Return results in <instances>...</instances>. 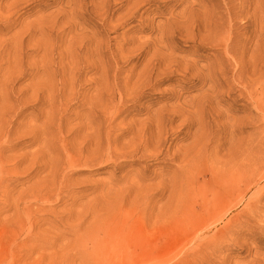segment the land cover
Masks as SVG:
<instances>
[{
	"label": "rangeland",
	"instance_id": "374dc122",
	"mask_svg": "<svg viewBox=\"0 0 264 264\" xmlns=\"http://www.w3.org/2000/svg\"><path fill=\"white\" fill-rule=\"evenodd\" d=\"M0 124V264H264V0H0Z\"/></svg>",
	"mask_w": 264,
	"mask_h": 264
},
{
	"label": "bare ground",
	"instance_id": "6f19581e",
	"mask_svg": "<svg viewBox=\"0 0 264 264\" xmlns=\"http://www.w3.org/2000/svg\"><path fill=\"white\" fill-rule=\"evenodd\" d=\"M70 101H71V100H70ZM101 107H102V106H101ZM101 112H102V111H101ZM105 113H106V112H105ZM4 120H5V119H4ZM60 122H61V121H60ZM3 123H5V121H4ZM46 124H47V123H46ZM0 125H2V124H0ZM47 127H48V126H47ZM5 128H7V127H5ZM5 128L3 127V128H0V129H3V132H4V129H5ZM55 128H56V127H55ZM44 129H45V128H44ZM5 131H6V130H5ZM0 132H1V131H0ZM69 133H70V132H69ZM2 134H3V133H2ZM4 134H5V132H4ZM6 134H8V132H7ZM4 136H5V135H4ZM2 138H4V137H2ZM2 138H1V142H2ZM55 138H56V137H55ZM16 139H17V138H16ZM54 140H55V139H54ZM1 142H0V143H1ZM5 142H6V141H5ZM4 144H5V143H4ZM0 145H2V143H1ZM5 146H6V145H5ZM1 147H3V145H2ZM6 147H7V146H6ZM44 147H45V146H44ZM46 149H47V148H46ZM80 150H81V149H80ZM45 151H46V150H45ZM47 151H50V150L48 149ZM66 151H67V150H66ZM2 152H3V150H2ZM0 153H1V152H0ZM95 153H96V152H95ZM99 153H100V152H99ZM2 154H3V153H2ZM47 154H48V153H47ZM66 154H67V152H66ZM71 154H72V153H71ZM101 154H102V153H101ZM103 154H104V153H103ZM114 154H115V153H114ZM37 155H38V154H37ZM73 155H74V154H73ZM73 155H72V156H73ZM89 155H90V154H89ZM99 155H100V154H99ZM108 155H109V154H108ZM31 156H32V155H31ZM33 156H34V155H33ZM43 156H44V155H43ZM51 156H52V154H51ZM87 156H88V155H87ZM87 156H86V159H87ZM0 157H2V156H0ZM53 157H54V156H53ZM67 157H69L68 154H67ZM67 157H66V159H67ZM92 157H93V156H92ZM246 157H248V156H246ZM256 157H257V156H256ZM3 158H4V157H3ZM37 158H39V156H38ZM47 158H48V157H47ZM54 158H55V157H54ZM96 158H98V157H96ZM96 158H95V159H96ZM108 158H109V157H108ZM31 159H32V158H31ZM63 159H64V158H63ZM75 159H76V158H75ZM213 159H214V158H213ZM257 159H258V158H257ZM0 160H1V159H0ZM4 160H5V159H2L3 162H4ZM32 160H33V159H32ZM55 160H56V159H55ZM73 160H74V159H73ZM93 160H94V159H93ZM6 161H8V160H6ZM6 161L4 162L5 164H7ZM60 161H61V159H60ZM91 161H92V160H91ZM31 162H34V161H31ZM47 162H48V161H47ZM68 162H69V159H68ZM68 162H67V163H68ZM50 163H52V161H51ZM8 164H9V163H8ZM17 164H18V163H17ZM63 165H64V164H63ZM63 165H62V163H61L62 168H64ZM219 165H220V164H219ZM222 165H223V164H222ZM254 165H255V164H254ZM2 166H3V165H2ZM2 166H1V168L5 169V167H2ZM9 166H10V165H9ZM9 166H8V167H9ZM57 166H58V165H57ZM73 166H74V165H73ZM256 166H257V164H256ZM8 167H6V168H8ZM31 167H33L32 164H31L30 168H31ZM51 167H52V166H51ZM59 167H60V165H59ZM251 167H252V166H251ZM11 168H13V167L11 166ZM215 168H216V166H215ZM255 168H256V167H255ZM257 168H259V167H257ZM8 169H10V168H8ZM8 169H7V171H8ZM1 170H2V169H1ZM1 170H0V171H1ZM11 170H12V169H11ZM11 170H9V171H11ZM9 171H8V172H9ZM12 171H13V170H12ZM12 171H11V172H12ZM57 171H58V170H57ZM57 171H56V172H57ZM212 171H213V170H212ZM225 171H226V170H225ZM232 171H233V170H232ZM1 172H2V171H1ZM8 172H7V173H8ZM54 172H55V171H54ZM246 172H247V171H246ZM9 173H10V172H9ZM60 173H61V171L59 172V174H60ZM256 173H257L256 175H258L259 172H256ZM261 173H262L261 176L263 177V176H264V172H261ZM246 174H247V173H246ZM7 175H8V174H7ZM232 175H233V174H232ZM3 176H4V174H3ZM5 176H6V175H5ZM5 176H4V177H5ZM243 176H244V175H243ZM258 176H260V175H258ZM4 177H2V180H1L2 182H3V178H4ZM54 177H55V176H54ZM64 177H65V176H64ZM229 178H230V176L228 177V179H229ZM237 178H238V177H237ZM243 178H244V177H243ZM258 178H259V177H258ZM0 179H1V177H0ZM53 179H54V178H53ZM226 179H227V178H225V180H226ZM231 179H232V178H231ZM234 179H235V178H234ZM234 179H233L232 181H235ZM250 179H251V178H250ZM55 180H56V179H55ZM223 180H224V179H223ZM239 180H240V179H239ZM244 180H245V179H244ZM244 180H243V181H244ZM237 181H238V180H237ZM237 181H235V182H237ZM38 182H39V181H38ZM38 182H37V183H38ZM136 182H137V181H136ZM241 182H242V181H241ZM244 182H245V181H244ZM244 182L242 183V184H244L243 192H244V191L246 192V191L250 188V186H252V184H253L254 181L249 180V181H246L245 183H244ZM4 183H5V182H4ZM63 183H65V182H63ZM216 183H217V182H216ZM216 183H215V184H216ZM220 183H221V182H220ZM222 183H223V182H222ZM254 183H255V182H254ZM56 184H57V183H56ZM59 184H60V183H59ZM224 184H225V183H224ZM224 184H222V185H224ZM240 184H241V183H240ZM240 184H239V185H240ZM5 185H6V184H5ZM5 185H4V186H5ZM38 185H39V184H38ZM71 185H72V184H71ZM74 185H75V184H74ZM77 185H78V184H77ZM216 185H217V184H216ZM218 185H220V184L218 183ZM229 185H231V183H230ZM236 185H237V184H236ZM34 186H35V185H34ZM40 186H41V184H40ZM60 186H61V185H60ZM214 186H215V185H214ZM240 186H241V185H240ZM6 187H7V186H6ZM6 187H5V189H6ZM61 187H63V186H61ZM64 187H65V186H64ZM64 187H63V188H64ZM42 188H43V187H42ZM47 188H48V187H47ZM59 188H60V187H59ZM59 188H58V189H59ZM234 188H235V187H234ZM257 188H258V187H257ZM48 189H50V188H48ZM60 189H61V188H60ZM60 189H59V190H60ZM214 189H215V188H214ZM217 189H218V187H217ZM222 189H223V188H222ZM255 189H256V188H255ZM259 189H260V188H259ZM35 190H36V189H34L33 192H35ZM41 190H42V189H41ZM63 190H65V189H63ZM219 190H220V189H219ZM0 191H2V190H0ZM7 191H8V190H7ZM7 191H5V192H7ZM60 191H61V190H60ZM261 191H262V190H261ZM3 192H4V191H3ZM33 192H32V193H33ZM56 192H58V191H56ZM39 193H40V192H39ZM39 193H38V191H37V194H39ZM44 193H46V192H44ZM58 193H59V192H58ZM58 193H57V194H58ZM253 193H254V192H253ZM263 193H264V192H263ZM6 194H7V193H5V195H6ZM30 194H31V193H30ZM33 194H35V193H33ZM33 194H31V195H33ZM59 194H60V193H59ZM213 194H214V193H213ZM47 195H48V194H47ZM215 195H216V194H215ZM225 195H226V194H225ZM243 195H244V194H243ZM33 196H35V195H33ZM33 196H32V197H33ZM255 196H256V195H254L253 197H255ZM38 198H39V196H38ZM45 198H46V197H45ZM45 198H44V199H45ZM213 198H214V195H213ZM215 198H216V197H215ZM215 198H214V199H215ZM217 198H218V197H217ZM41 199H42V198H41ZM258 199H259V198H258ZM254 201H255V200H254ZM259 201H260V200H259ZM251 202H252V199H251ZM259 203H260V202H259ZM257 204H258V203H257ZM176 211H178V210H176ZM226 212H227V211H226ZM176 215H177V214H176ZM122 216H123V215H122ZM174 216H175V215H174ZM174 216H173V217H174ZM191 218H193V217H191ZM165 219H166V217H165ZM176 219H178V220L180 221L179 218H176ZM184 220H185V219H184ZM189 220H190V219H189ZM194 220H197V219H194ZM171 221H172V220H171ZM173 221H174V220H173ZM185 221H186V220H185ZM187 221H188V220H187ZM200 221H201V220H200ZM200 221H198V222H200ZM175 222H176V221H175ZM188 222H190V221H188ZM194 222H195V221H194ZM192 223H193V222H192ZM170 224H171V223H170ZM180 224H181V226L183 225V223H182L181 221H180ZM185 224H186V223H185ZM195 224H196V223H194V224H192V225L194 226ZM198 224H199V223H198ZM201 224H202V223H201ZM171 225H172V224H171ZM173 225H174V222H173ZM192 225H191V226H192ZM199 225H200V224H199ZM199 225H196V226L198 227ZM98 226H99V225H98ZM177 226H178V225H177ZM177 226H176V227H177ZM181 226H180V227H181ZM196 226H195V227H196ZM160 227H161V226H160ZM162 227H163V226H162ZM162 227H161V228H162ZM173 227H174V226H173ZM178 227H179V226H178ZM178 227H177V228H178ZM180 227H179V228H180ZM195 229H197V228H195ZM162 230H163V229H162ZM172 230H173V229H172ZM180 230H181V228H180ZM193 230H194V229H193ZM160 231H161V229H160ZM175 231H176V229H175ZM191 231H192V228H191ZM171 232H172V231H171ZM192 233H193V232H192ZM127 235H128V234H127ZM186 236H187V235H186ZM188 237H189V235H188ZM197 237H198V236H197ZM188 239H189V238H187V240H188ZM191 240H192V238H191ZM99 241H100V240H99ZM188 241H189V240H188ZM191 242H193V241H191ZM191 242H190V243H191ZM98 243H99V242H98ZM77 248H78V247H77ZM77 248H76V249H77ZM185 248H186V247H185ZM78 249H79V248H78ZM83 249H84V248H83ZM94 249H95V248H94ZM188 249H189V248H188ZM142 250H143V249H142ZM147 250H149V249H146V252H147ZM186 250H187V249H186ZM98 251H100V250H98ZM144 251H145V250H144ZM192 251H193V250H192ZM140 252H142V251L140 250ZM148 252H149V251H148ZM148 252H147V253H148ZM175 252H176V251H175ZM138 253H139V252H138ZM147 253H146V254H147ZM182 253H183V252H182ZM193 253H194V252H193ZM85 254L87 255V253H85ZM139 254H140V253H139ZM146 254H145V255H146ZM180 254H181V253H180ZM145 255L143 254V256H145ZM178 255H179V254H178ZM139 256H142V255H138L137 258H140ZM152 256H154V255H152ZM161 256H162V255H161ZM83 257H84V256H83ZM159 257H160V256H159ZM167 257H168V256H167ZM176 257H177V256H176ZM142 259H144V258H142ZM151 259H152V258H151ZM165 259H166V258H163V260H165ZM83 260H84V259H83ZM83 260H82V261H83ZM138 260H139V259H138ZM138 260H137V261H138ZM140 260H141V259H140ZM149 260H150V258H149ZM156 260L159 261V259H156ZM110 261H111V260H110ZM144 261H145V260H144ZM147 261H148V260H147ZM170 261H171V260H170ZM94 262H95V261H94ZM140 262H141V261H140ZM140 262H139V263H140ZM151 262L153 263V261H151ZM165 262H166V261H165ZM135 263H136V261H135ZM148 263H150V262H148ZM136 264H137V263H136ZM141 264H142V263H141ZM159 264H160V262H159ZM161 264H162V262H161Z\"/></svg>",
	"mask_w": 264,
	"mask_h": 264
}]
</instances>
